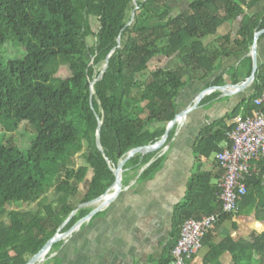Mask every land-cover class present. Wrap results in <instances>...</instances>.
Listing matches in <instances>:
<instances>
[{"label": "trees", "instance_id": "1", "mask_svg": "<svg viewBox=\"0 0 264 264\" xmlns=\"http://www.w3.org/2000/svg\"><path fill=\"white\" fill-rule=\"evenodd\" d=\"M172 1L137 0L135 8L133 0H0V264H25L79 203L103 194L114 182L112 168L130 149L162 137L188 83L223 85L226 72L233 83L249 76L254 33L264 28V7L254 8L264 0H190L176 12ZM91 17L98 21L96 31ZM233 21L239 23L234 35H217L223 24ZM262 38L264 33L258 42ZM9 42L22 48V56L5 57ZM61 69L65 76L58 75ZM252 85L249 96L206 126L194 142L196 171L183 200L174 205L170 243L158 264H170L185 219L220 211L221 178L213 182L212 173L200 169L202 157L221 149L233 127L227 119L264 110L254 102L264 89V61H258ZM218 94L212 92L200 104ZM97 116L103 151L96 145ZM29 126L35 134L27 149L3 139L5 133L21 134ZM173 133L174 128L166 143ZM163 146L129 158L123 184L130 172L137 174L153 159L139 175L140 181L151 178L161 167ZM77 154L84 163L74 167ZM88 173L85 193L74 204ZM245 183L236 214L254 211L264 221V157L251 160ZM89 211L88 206L79 208L62 231ZM230 216L222 215L217 223ZM202 242L209 246L206 263L220 264L225 251L232 254L231 264L264 263V230L249 239L219 243L208 233ZM59 245L57 241L52 247Z\"/></svg>", "mask_w": 264, "mask_h": 264}, {"label": "crops", "instance_id": "2", "mask_svg": "<svg viewBox=\"0 0 264 264\" xmlns=\"http://www.w3.org/2000/svg\"><path fill=\"white\" fill-rule=\"evenodd\" d=\"M257 51L258 61H264V38L258 42ZM234 64L237 65L236 62ZM245 71L244 65L238 76H243ZM228 74H223L224 84L233 83ZM206 87V81L188 83L177 97V100L185 101L177 111L192 105L198 93ZM214 91L219 90L208 91L203 98ZM252 91L251 83L237 93L225 95L219 91L215 99L205 104L199 102L197 108L173 126V136L158 154L164 156L159 170L142 181L139 180L142 168L133 176L130 172L128 183L123 184L117 197L76 229L75 232L80 234L79 241L72 246L68 245L70 242L60 243L55 252L43 261L55 259V264H158L170 243L174 205L183 200L188 179L196 171L194 142L206 126L231 112ZM226 121L233 124V118ZM226 140L221 143V148ZM213 155V159L202 157L200 169L210 171L212 181L218 182L222 169ZM94 206L88 207L91 210ZM263 230L264 221L254 211L249 215L235 212L217 223L209 234L213 243H219L229 238L233 241L249 239ZM208 251V244L202 242L200 250L185 264H211L204 260ZM219 262L231 264L232 254L223 252Z\"/></svg>", "mask_w": 264, "mask_h": 264}, {"label": "built area", "instance_id": "3", "mask_svg": "<svg viewBox=\"0 0 264 264\" xmlns=\"http://www.w3.org/2000/svg\"><path fill=\"white\" fill-rule=\"evenodd\" d=\"M257 106L264 105V89L256 97ZM264 157V110L258 108L246 116L233 118V127L227 132L224 146L215 154L223 173L220 186V211L199 219L187 218L180 227L179 237L172 249L170 264H185L202 246L203 237L210 233L224 214L237 210V199L246 193L245 175L251 169V160Z\"/></svg>", "mask_w": 264, "mask_h": 264}, {"label": "water", "instance_id": "4", "mask_svg": "<svg viewBox=\"0 0 264 264\" xmlns=\"http://www.w3.org/2000/svg\"><path fill=\"white\" fill-rule=\"evenodd\" d=\"M137 0H133V3L136 5ZM137 8V5L135 6ZM135 12L133 11L131 14V20L128 22V24L133 20ZM264 33V28L256 31L254 33L252 45L250 47L249 55L252 58V68L251 72L248 77H246L243 81H240L238 83H232V84H223V85H217V86H208L201 90L197 97L194 100V103L182 110L177 111L175 114V117L167 124V127L165 129L164 134L162 137L157 140L155 143L152 144H147V145H141L134 147L130 149L126 155L120 159L115 167L112 168L115 179L114 182L110 187L106 189V191L99 195L96 198H93L89 201L79 203L76 209H74L69 216L62 222L60 227L58 228L57 232L51 237L49 240L46 241V243L39 249L37 253H35L33 256L29 258V260L25 264H37L40 261H43L49 252L50 248L52 247L53 243L60 241L61 239L67 237L69 234H71L74 230H76L78 227H80L81 224H83L86 220L90 219L96 212L101 210L104 206L108 205L111 201H113L117 195L120 193V191L123 188V182H122V177H123V165L125 162L134 156L136 153H142L145 154L147 152H152L155 151L159 148H161L169 135L170 130L173 128V126L181 121L184 117L188 115L190 111L198 107V104L200 100L203 98V96L208 92L212 90H219L225 95H231L234 93H237L244 88H246L248 85H250L254 78L255 74L257 71L258 67V38L259 36ZM118 46L120 43V36L118 37ZM109 57V55H108ZM108 57L106 58L105 64L103 65L102 71L100 73V76L102 73L105 71L107 67V62H108ZM92 94H93V88L91 86V95H90V103H92ZM102 124L101 118L97 116V131H96V145L99 150L103 151V148L101 146L100 142V127ZM107 161L108 158L105 157ZM153 159H151L147 164H145L142 169H144ZM108 195V197H106ZM90 205H95L86 215L83 217L79 218L74 224H72L68 229L63 230L62 228L67 224V222L71 219V217L76 213V211L83 207V206H90Z\"/></svg>", "mask_w": 264, "mask_h": 264}, {"label": "rangeland", "instance_id": "5", "mask_svg": "<svg viewBox=\"0 0 264 264\" xmlns=\"http://www.w3.org/2000/svg\"><path fill=\"white\" fill-rule=\"evenodd\" d=\"M190 0H173L172 1V5L174 6V12H176L177 10H184L188 4ZM264 7V2H259L256 7L254 8L255 11H258V10H261L262 8ZM91 21V26H92V29L94 31H96L97 27H98V21L95 17H91L90 19ZM237 26H238V22L237 21H233L231 22L230 25L228 24H224L222 25L218 32H217V35H220V34H223V33H226L228 31H231L232 34L234 35L235 32L237 31ZM213 37V36H212ZM211 39V38H209ZM208 40V39H207ZM92 39L89 38V42H91ZM220 44V43H219ZM23 54V50L22 48L16 44V43H13V42H9L7 43L5 46H4V55L6 58H13V57H19V56H22ZM264 59V57H263ZM241 61V60H240ZM230 62H233L232 60H230ZM100 68V67H99ZM67 74V71L61 69L59 74L60 76H65ZM198 81H193V83H197ZM200 85V84H199ZM195 87V86H193ZM177 102V106L178 108H180V106L184 105L185 104V101L182 100V99H178L176 100ZM146 113H143L142 116L144 117ZM176 129V128H175ZM34 134H35V131L34 129L29 126L26 131L24 133H19V132H7L3 135V139L5 141H8V140H11L13 143H15L16 145H18L19 147H21L22 149H27L30 142L32 141V139L34 138ZM210 158L213 159L214 158V155L211 154L210 155ZM84 163L83 161V158L81 157L80 154H77L76 156H74L72 158V162H71V165L74 166V167H78L80 165H82ZM90 173L87 174L85 180L83 182H81L79 184V190H78V193L75 197L72 198V202L74 204H78L80 199L82 198V196L84 195L85 193V190H86V186H87V181L88 179L90 178ZM19 207V206H17ZM20 207H26V205L22 204ZM79 229V228H78ZM77 230H74L71 234H69L67 236V238H63L61 239L59 242L62 244L64 243H69L68 245L69 246H72L74 245L75 242L79 241V236L80 234H78V232H75ZM75 232V233H74ZM75 240V241H73ZM72 241V242H71ZM66 243V244H67ZM56 248H51L49 250V252L47 253V255H51L55 252ZM46 255V256H47ZM44 262V261H43ZM42 261L38 262L37 264H41L43 263ZM43 264H55V259H48L46 260ZM264 264V263H263Z\"/></svg>", "mask_w": 264, "mask_h": 264}, {"label": "bare ground", "instance_id": "6", "mask_svg": "<svg viewBox=\"0 0 264 264\" xmlns=\"http://www.w3.org/2000/svg\"><path fill=\"white\" fill-rule=\"evenodd\" d=\"M179 124H180V123H179ZM106 197H108V195H107Z\"/></svg>", "mask_w": 264, "mask_h": 264}]
</instances>
